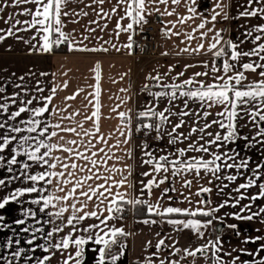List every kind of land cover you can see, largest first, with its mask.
Returning a JSON list of instances; mask_svg holds the SVG:
<instances>
[{"label":"snow or ice","instance_id":"1","mask_svg":"<svg viewBox=\"0 0 264 264\" xmlns=\"http://www.w3.org/2000/svg\"><path fill=\"white\" fill-rule=\"evenodd\" d=\"M71 2L72 0H11V5L34 7H25L20 13L30 19L21 21L14 19L15 14L8 16L5 23H10L11 27L6 32L0 29V33H4L0 34V42L7 37L16 36L17 32L33 30L35 35L31 39L36 40L39 36L37 43L31 45L33 51L49 53L53 51L54 46L58 48L67 45L69 50L108 52L107 47L90 48L83 44V41L90 39V35H84L81 41H76L70 33L64 31L68 17L89 15L83 9L80 13L69 12L67 8ZM181 2L182 0H117L110 11H104L105 0H91V4L85 5V8H91L97 17L89 22L97 27H87L86 32L93 34L97 28L104 31L107 23L101 26L99 21L111 19L112 15L116 14L119 19L115 25V34L117 37L122 32L129 34L128 43L124 45L129 50L133 48L136 28L143 30L150 11L156 12L160 17L177 15L175 21H168L171 27L165 26L161 29L168 38L184 36L181 43H186V46L180 48L177 54L211 57L200 65L185 64L184 71L177 72L175 76L170 75L173 68L169 66L163 75L156 73L146 77L153 81V84H145L141 91L146 92L152 99L136 113L135 131L143 132L145 136L155 133L153 139L162 143L166 141V144L164 148L156 149H152L147 141L140 145L141 164L149 167L148 171L140 175L150 178L139 181V195L120 191L121 188L136 189V184L130 179L133 175V165L125 163L118 167L116 163L109 164L110 160L122 162L125 158H132V149H126L123 156H117L113 148L129 144L133 118L130 110L118 112L123 124L122 129L118 131L123 139H117L116 144L110 145L108 138L100 130L99 63L93 69L96 83L94 93L90 94L93 96L94 110L91 115L84 117V120L92 121L91 129L84 128V121H75V126H64V120L74 121L79 112L59 116L63 109H50L57 88H51L47 96L40 95L45 91L40 87V81L36 82V94H32L29 99L21 98V93L29 94L24 85H16L21 91L13 93L11 97L0 98L4 101L0 102V114L9 113V101L11 104H17L19 100L17 110L11 111L6 120H0V129L4 130L0 135V152L15 142V147L11 149L15 155L8 164H17L18 156L27 157V161L21 165L24 169L22 176L32 183V186L17 188L14 193L5 197L0 202V209L10 200L23 197L25 193H38V198L32 199L31 203L42 205L39 212L54 210L48 211L46 215L49 219L43 221L44 224L52 225L49 231L45 233L43 227L32 230L41 233L45 240L44 244H37L36 248L49 253L43 258H37L35 264H50L57 252L62 257L60 264H85L86 250L96 254L93 264H117L125 256L126 244L121 243V238L130 233L123 227H117L112 221L123 219L126 205L132 209H146L149 218L141 221L146 225L167 223L172 225L177 233L187 231L198 241H204L195 247L190 245L180 248L176 246L178 241L175 240L171 245L167 244L166 241L172 237L166 234L158 239L154 245L156 251L145 257L142 264H157V261L158 264H181V261L187 262L189 257L191 261L188 264H197L201 258L205 264H264V235H242L238 224H225L227 218L237 221L259 219L264 223V206L253 210L255 202L264 201V23L248 28L242 34L243 39L234 41L222 34L225 29L216 28L218 17L229 19L228 14L224 12L225 5L222 0H217L215 9L219 11L214 9L210 18L197 13L194 7L196 0H185L188 15H179L176 8H165L161 12L155 7L156 4L169 3L179 6ZM4 3L11 6L8 5V0H4ZM247 4L249 7L240 12L236 19H264V0H247ZM149 5L153 7L150 9ZM121 8L123 15L119 13ZM2 12L4 7L0 6V13ZM197 16L200 22L191 31L175 30L177 25H186ZM125 19L129 22L123 25L121 21ZM20 24L24 27L18 28L17 25ZM16 38L23 39L20 36ZM194 40L198 42L195 47H191ZM249 41L253 47L244 50L242 45ZM112 47L116 48L114 44ZM116 50L119 51L118 48ZM162 54L168 55L167 52ZM196 66L203 67L205 71H197L183 78L189 68ZM247 73H251L253 79H249ZM20 79L23 81L24 78ZM64 87H67V82ZM153 87L158 90L152 91ZM4 91L5 89L0 87V93ZM65 99H75V95ZM161 103H165L163 108L160 107ZM213 109L219 110L213 112ZM22 114L27 118H22ZM57 116L59 119L53 122L51 117ZM210 117L212 118L209 119ZM242 120L246 123L242 124ZM248 124L255 130L254 135L251 131L242 135V129ZM63 134H72L75 138L68 139ZM245 149L257 150L262 159L257 161L253 160L252 156L242 155ZM3 160L4 157L0 156V161ZM33 166L39 170L30 172ZM8 170L11 172L12 168L9 167ZM188 175L195 180H206V185L201 184L195 196L202 197V194H207L208 198L193 202L191 195L183 196L180 203H186L188 206H174V197L168 194L178 192L175 187L177 178L182 181L181 187L191 189L193 181L185 178ZM239 180L243 182H238ZM165 183H168L169 187L161 188ZM4 184L5 180L0 179V186ZM153 189L161 190L155 202L144 198L145 195L152 197ZM252 189H255L254 193ZM214 190L218 197H224L215 205L211 199ZM165 197L167 206L163 203ZM245 200L249 202L242 203ZM225 208L233 211L219 215ZM25 215L35 217L36 212L28 209ZM151 216L160 217V220L151 219ZM89 220L94 222L86 223ZM16 223L23 224L24 221L18 220ZM218 224L232 230L237 238V246L225 249L222 240L223 229L217 227ZM23 231L28 232L29 228H24ZM213 233H218L215 238H212ZM157 236H160V233H157ZM54 237L59 238L53 242ZM36 239L37 236L33 235L27 243L31 245ZM19 242L16 241L17 244ZM257 242L258 247L252 251L241 246ZM8 243L11 245V239ZM90 243L96 247H88ZM152 246L151 241L145 245L146 248ZM114 247L119 250L113 251ZM164 249L171 251L164 258H160ZM24 251L20 248L13 256L20 257ZM242 254L250 259H241ZM172 256H179L180 259H171ZM137 264L141 262L137 261Z\"/></svg>","mask_w":264,"mask_h":264},{"label":"crops","instance_id":"2","mask_svg":"<svg viewBox=\"0 0 264 264\" xmlns=\"http://www.w3.org/2000/svg\"><path fill=\"white\" fill-rule=\"evenodd\" d=\"M117 0H105L103 5L104 11H110V9L116 5ZM217 0H196L194 7L197 13L207 16L210 18L213 10L215 9V4ZM225 5L224 12L228 14L229 19L224 20L222 17H218V22L216 23L217 29H225L222 33L226 38H232L234 41L243 39V33L250 27L264 23V19L261 18H251V17H236L239 13L244 11L246 7H249L247 0H222ZM91 4V0H72L68 5L67 10L69 12L75 11L80 13L81 10L87 11L88 16L78 15L75 17H68L65 23L64 31L71 34V37L76 41H81L84 35H90V39L83 41V44L88 47H107L108 52H81L77 50H69L67 45H61L58 48L54 46L53 51L49 53H44L42 51L31 50V45L36 44L39 40L37 36L36 40H32V36L35 35L33 30L27 32H17L16 36L23 37V39L18 40L16 36L7 37L4 41L0 42V87H3L5 91L0 93V98L11 97L13 93L20 92L21 89L17 88L16 85H24L29 90V94L25 95L21 93L22 99L31 98L32 94L35 93V88L37 87V81H40V87H43L45 91L40 95H49L50 89L53 87L57 88V93L54 96L51 108H56L57 110L63 109V112H59V116H66L70 113L79 112V115L75 117L74 121L64 120L62 123L64 126H75V121H84V128L91 129L92 121L84 120L86 115H91L93 108V96L90 95L94 93L95 73L93 69L95 65L99 63L101 66V80H100V104H101V119H100V130L101 133L108 138L109 144H116L117 139H123L120 136L118 129H122L123 124L118 116V112H129L132 115V133L131 140L129 144H121L119 148H113V152L117 156H123L125 154L124 150L132 149L133 156L131 159L125 158L124 161L118 162L115 160H110L109 164L116 163L118 167H122L123 164L133 165V175L130 179L136 184V189H125L121 188L120 191H128L132 195H139V181L147 180L148 178L142 177L140 173L148 171L149 167L141 164L142 150L140 145L147 141L152 149L164 148L165 142H158L153 139L155 133L151 138L143 136L133 135L134 126V116L135 114L142 110L145 104L152 98L144 91H141L145 84H153V81L146 79L149 74L155 75L160 73L163 75L167 72L169 66H172L173 71L170 73L171 76H175L177 72L184 71L185 64L200 65L202 61L210 60V56L206 55H190L188 53H180V48L186 46V43H181L184 40V36L181 35L177 37H166L161 29L165 26L171 27L168 21H175L178 17L177 15L163 16L160 17L156 12L150 11L147 16V21L153 24V34L155 36V54L149 55L147 53V47L144 45L142 49H138L136 46V38L133 37V48L131 50L124 47L128 43V33H120L116 36V22L119 16L113 14L111 19L105 18L99 21L102 26L107 23V28L104 31H97L93 34L86 32L87 27L96 28V24H90L91 20L97 19L95 13L91 8H85V5ZM8 5H11V0H8ZM0 6L4 7V12L0 13V29L6 30L11 27L10 23H5L8 16L15 14L14 19H19L24 21L30 19L29 16L21 15L23 8L29 7L33 8V5H20V6H7L4 0H0ZM258 6V5H254ZM93 7H97L93 5ZM153 6L149 5L151 9ZM161 12L165 8L171 10L176 8V12L179 15H188L187 6L185 0H182L179 6L171 5H160L156 4ZM219 11V9H215ZM120 15H123V9L119 10ZM72 20L78 21L77 23L71 22ZM129 21L127 19L121 21L123 25H126ZM200 22L199 16H197L193 21H190L186 25H177L175 30L182 32L191 31ZM14 23V20H13ZM18 28H23L24 25H17ZM4 34V33H0ZM198 36V33H196ZM55 38V37H54ZM24 41H30V43H25ZM109 41L110 43H104ZM198 41L194 40L191 42V47H195ZM116 48H113L112 45ZM244 50H248L253 47L251 42H247L242 45ZM167 52L168 55H163L162 53ZM131 53V54H130ZM255 59V58H252ZM205 71L203 67L196 66L189 68L185 73V77L191 76L194 72ZM40 73H46L47 75L41 76ZM249 79H253L251 73H247ZM20 77H23L21 81ZM67 82V87H64V83ZM83 91H80V90ZM124 90V91H122ZM158 89L153 87L152 91H157ZM75 95V99L67 100L66 97ZM0 102H4L0 99ZM35 103V102H34ZM179 103V102H177ZM9 113L11 111L17 110V104H11L9 101ZM119 106V107H117ZM165 103H161L160 107L163 108ZM182 107V105H180ZM115 109L116 111H113ZM219 109H213V112ZM9 113L0 114V120H6ZM57 117H51L53 122H57L59 119ZM22 118H27L25 114H22ZM210 117L209 119H211ZM19 119V118H18ZM241 123H246V121H241ZM187 129H185L186 131ZM251 133L254 135V129H252L251 124L242 129L243 134ZM4 133V130L0 129V135ZM27 134V133H25ZM19 135V134H16ZM66 135L68 139H74L72 134ZM178 147L183 145H177ZM236 145H233L235 147ZM15 147V142H13L9 147L5 148L0 152V156L4 157L3 161H0V179L5 180V184L0 186V202L3 201L5 197L14 193L17 188L32 186L30 181L23 178L22 173L24 169L21 167L22 163L27 161V157L18 156V163L15 165H9L8 161L11 160L15 153L12 152V148ZM98 147H104V145H98ZM171 150V149H169ZM59 154V153H57ZM253 157V160H260L262 157L259 155L257 150L249 151L245 149L242 152ZM28 163H31L28 161ZM12 168L10 172L8 169ZM39 169L33 166L30 172L38 171ZM203 175V174H202ZM13 177H20V179H13ZM119 178V177H117ZM186 179L192 180L191 189L181 187L182 181L177 178L175 182V187L178 192H170L168 195L174 197L172 201L174 206L187 207L188 205L181 204L180 201L183 200V196L191 195L193 202L195 200L204 198L207 199V194H202V197L195 196L198 187L201 184L206 185V180H195L191 175L185 177ZM238 182H243L239 180ZM169 187L168 183H165L161 188ZM160 189H153V196L148 197L145 195L144 198L150 199L155 202L156 198L160 195ZM253 193L255 189L251 190ZM183 193V195H180ZM38 198V193H25L23 197H18L17 200H10L4 208L0 209V264H35L37 258H43L45 253L42 249L36 248L37 244H44L45 240L41 233H35L32 230L35 228L43 227L45 233L49 231L52 225L44 224L43 221L49 219L46 215L48 211H54L53 209H46L45 213L39 212V208L42 205H34L31 203L32 199ZM211 199L215 205L217 202L224 199V197H218L215 190L211 194ZM245 200L242 203H248ZM163 203L167 206L168 201L165 197ZM258 206H264V201H257L253 205V210H256ZM31 209L36 212V216L25 215V212ZM233 211L230 208L223 209L219 215L223 216L224 213ZM149 216H134L131 213L123 215L122 220L112 221L117 227H123L126 232L130 233L127 237L121 238V243L126 244L125 256L118 261L117 264H130L132 260L140 261L141 264L143 259L149 256L152 252L156 251L154 245L158 239L162 238L166 234L171 236L172 239L167 240L166 243L171 245L173 241H178L177 247L184 248L188 246H197L204 241H198L197 238L185 231L183 233H177L174 231L172 225L167 223H157L144 224L141 221ZM151 219L160 220V217L151 216ZM23 220V224H18L16 221ZM40 221V223H37ZM94 221L89 220L86 223H92ZM58 223V221H57ZM236 223L238 224L240 231L243 234L249 236L264 235V223H261L259 219H254L252 221H237L232 218H227L225 224ZM223 229L222 240L224 241V247L229 250L231 247L237 246V238L234 236L231 229H228L224 225H216ZM24 228H29L28 232H24ZM260 231L257 232L256 230ZM160 233V236H157ZM218 233H213L212 238ZM33 235L37 236V239L33 241L31 245L27 243ZM59 237H54L53 242ZM11 239L12 243L9 245L8 241ZM19 240V244L16 241ZM148 241L152 242V247L146 248L145 245ZM259 242L256 244L241 245L249 249V251L254 250L258 247ZM88 247H96L95 245L89 244ZM23 248L25 251L21 253L20 257H14L13 253ZM32 249H35L32 251ZM118 247H114L113 251H118ZM171 249H164L160 258H164ZM96 254L86 250V261L85 264H93V258ZM235 255V253H234ZM31 258V259H29ZM156 259V258H154ZM171 259L179 260V256H172ZM241 259H250L246 255H241ZM62 257L57 252V254L52 258L50 264H60ZM188 261H181V264H188ZM48 264V262H46ZM158 264V261H157ZM197 264H205V261L201 258L197 261Z\"/></svg>","mask_w":264,"mask_h":264},{"label":"built area","instance_id":"3","mask_svg":"<svg viewBox=\"0 0 264 264\" xmlns=\"http://www.w3.org/2000/svg\"><path fill=\"white\" fill-rule=\"evenodd\" d=\"M135 38H136V46L138 49H142L144 45L147 47V53L149 55H154L155 52V36L153 34V24L152 22H147L143 26V30L141 31L139 27L136 28L135 32ZM137 123H134L133 126V135L134 136H143V137H149L151 138L153 136V133H151L149 136H145L143 132H136L135 127Z\"/></svg>","mask_w":264,"mask_h":264},{"label":"trees","instance_id":"4","mask_svg":"<svg viewBox=\"0 0 264 264\" xmlns=\"http://www.w3.org/2000/svg\"><path fill=\"white\" fill-rule=\"evenodd\" d=\"M134 123H137L136 114L134 116ZM128 213H131L134 216H148L146 213V209L143 207H139L138 209H132L131 206H125V211L123 215H127ZM130 264H137V261L132 260Z\"/></svg>","mask_w":264,"mask_h":264}]
</instances>
